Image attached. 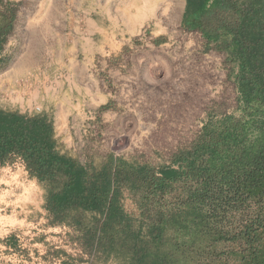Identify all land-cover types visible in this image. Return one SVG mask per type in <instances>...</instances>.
<instances>
[{
    "label": "rangeland",
    "instance_id": "374dc122",
    "mask_svg": "<svg viewBox=\"0 0 264 264\" xmlns=\"http://www.w3.org/2000/svg\"><path fill=\"white\" fill-rule=\"evenodd\" d=\"M3 2L0 19L8 4L16 15L0 105L51 113L80 160L112 151L158 167L210 119L242 115L226 51L181 26L186 0ZM43 203L20 163L0 167V264H98ZM126 208L136 211L131 199Z\"/></svg>",
    "mask_w": 264,
    "mask_h": 264
},
{
    "label": "trees",
    "instance_id": "16d2710c",
    "mask_svg": "<svg viewBox=\"0 0 264 264\" xmlns=\"http://www.w3.org/2000/svg\"><path fill=\"white\" fill-rule=\"evenodd\" d=\"M15 15L8 4L0 19V66ZM181 26L226 51L242 115L210 119L167 164L80 160L51 113L0 105V167L23 166L95 263L264 264V0H186Z\"/></svg>",
    "mask_w": 264,
    "mask_h": 264
}]
</instances>
